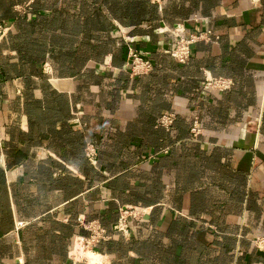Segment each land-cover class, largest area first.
Listing matches in <instances>:
<instances>
[{
  "label": "crops",
  "instance_id": "0c3cea01",
  "mask_svg": "<svg viewBox=\"0 0 264 264\" xmlns=\"http://www.w3.org/2000/svg\"><path fill=\"white\" fill-rule=\"evenodd\" d=\"M0 23V264H82L92 218L103 264H264V0H0ZM172 28L216 37L178 62ZM122 205L144 208L128 235Z\"/></svg>",
  "mask_w": 264,
  "mask_h": 264
},
{
  "label": "built area",
  "instance_id": "2783aa9c",
  "mask_svg": "<svg viewBox=\"0 0 264 264\" xmlns=\"http://www.w3.org/2000/svg\"><path fill=\"white\" fill-rule=\"evenodd\" d=\"M7 26L0 23V37L5 32ZM173 35V45L171 47L165 48L164 51L170 55L173 59L178 62H184L189 54L190 43L197 40H209L215 38L216 35L212 33L209 28L197 29L189 31L187 34H181L180 29L172 28ZM125 65L131 75H140L147 73L151 67V61L147 57L144 51L137 50L136 48L129 47L126 53ZM57 79V78H56ZM232 79L229 76L223 75H210L204 73L201 79V87L212 89V90H224L231 86ZM175 117L172 111H162L154 119V125L161 126L167 129L173 122ZM189 138L196 139L200 133V126L198 124V118L194 115L188 127ZM168 146H163L159 150L162 152L167 151ZM84 153L88 159L92 160L94 154V147L92 143L86 142L84 145ZM144 212L143 207L122 205L118 207L117 217L112 224V229L114 231L120 232L123 235H128L129 227L128 220L134 219L142 215ZM81 226L86 230L85 234H76L73 238V255L82 258V264H87L85 259L78 255V248L75 245H80L82 249H89L91 251L97 252L100 256V261L103 264L105 259L104 255L100 253L96 248L95 244L101 240H106L110 238V233L99 223L98 219L92 218L85 221H80ZM251 242L259 250L264 252V235L256 234L251 237ZM18 264H22L21 261H17Z\"/></svg>",
  "mask_w": 264,
  "mask_h": 264
},
{
  "label": "bare ground",
  "instance_id": "6f19581e",
  "mask_svg": "<svg viewBox=\"0 0 264 264\" xmlns=\"http://www.w3.org/2000/svg\"><path fill=\"white\" fill-rule=\"evenodd\" d=\"M86 255H84L87 264H102L99 258V254L97 252L86 250Z\"/></svg>",
  "mask_w": 264,
  "mask_h": 264
},
{
  "label": "rangeland",
  "instance_id": "374dc122",
  "mask_svg": "<svg viewBox=\"0 0 264 264\" xmlns=\"http://www.w3.org/2000/svg\"><path fill=\"white\" fill-rule=\"evenodd\" d=\"M86 250H89V249H86ZM79 256H81V257H83L85 259V257L83 255L79 254ZM80 261H81V263H83L82 261H84V260L82 258H80ZM85 261H86V259H85Z\"/></svg>",
  "mask_w": 264,
  "mask_h": 264
},
{
  "label": "water",
  "instance_id": "95a60500",
  "mask_svg": "<svg viewBox=\"0 0 264 264\" xmlns=\"http://www.w3.org/2000/svg\"><path fill=\"white\" fill-rule=\"evenodd\" d=\"M257 251H258V253L264 255V252H263L262 250H259V249H258Z\"/></svg>",
  "mask_w": 264,
  "mask_h": 264
},
{
  "label": "trees",
  "instance_id": "16d2710c",
  "mask_svg": "<svg viewBox=\"0 0 264 264\" xmlns=\"http://www.w3.org/2000/svg\"><path fill=\"white\" fill-rule=\"evenodd\" d=\"M99 249V248H98Z\"/></svg>",
  "mask_w": 264,
  "mask_h": 264
}]
</instances>
